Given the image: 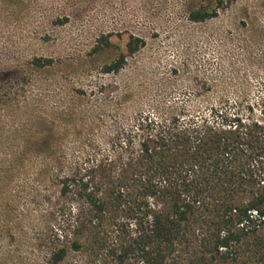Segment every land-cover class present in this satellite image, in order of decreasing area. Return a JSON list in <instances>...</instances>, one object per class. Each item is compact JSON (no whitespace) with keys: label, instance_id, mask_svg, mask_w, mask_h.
Here are the masks:
<instances>
[{"label":"rangeland","instance_id":"rangeland-1","mask_svg":"<svg viewBox=\"0 0 264 264\" xmlns=\"http://www.w3.org/2000/svg\"><path fill=\"white\" fill-rule=\"evenodd\" d=\"M239 99L264 101V0H0V264H52L57 175L89 140Z\"/></svg>","mask_w":264,"mask_h":264},{"label":"trees","instance_id":"trees-1","mask_svg":"<svg viewBox=\"0 0 264 264\" xmlns=\"http://www.w3.org/2000/svg\"><path fill=\"white\" fill-rule=\"evenodd\" d=\"M107 138L57 175L52 264H264V101L140 114Z\"/></svg>","mask_w":264,"mask_h":264}]
</instances>
